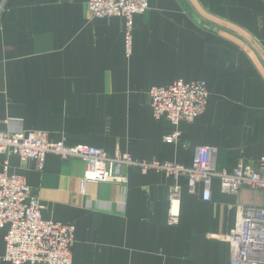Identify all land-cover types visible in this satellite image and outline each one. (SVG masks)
<instances>
[{"label": "crops", "instance_id": "0c3cea01", "mask_svg": "<svg viewBox=\"0 0 264 264\" xmlns=\"http://www.w3.org/2000/svg\"><path fill=\"white\" fill-rule=\"evenodd\" d=\"M3 0H0V4ZM125 19L94 18L88 0H5L0 11V131L42 130L137 159L191 165L200 146L216 148L218 169L257 165L264 155V0H150ZM204 79L206 111L176 126L154 116L149 90ZM0 155V169L6 160ZM42 204L43 217L74 223L72 264H232L227 235L237 206H263L264 191L224 193L218 179L204 200L184 176L127 167L126 183L83 182L85 163L49 154L9 157ZM181 187L180 220L168 222L169 193ZM7 229H0V264ZM29 264V263H24Z\"/></svg>", "mask_w": 264, "mask_h": 264}, {"label": "built area", "instance_id": "2783aa9c", "mask_svg": "<svg viewBox=\"0 0 264 264\" xmlns=\"http://www.w3.org/2000/svg\"><path fill=\"white\" fill-rule=\"evenodd\" d=\"M5 0L0 4L3 9ZM149 0H88L92 17L109 19L122 17L126 20L125 39L130 53L133 44L134 15L145 13ZM154 116L176 126L166 137L168 142L180 140L179 125L193 121L202 115L209 99L208 84L204 80H177L168 85H155L150 91ZM49 154L63 159L81 158L85 163L83 182L126 183L127 167H138L165 172L179 179L187 177V188L204 200L212 197L215 179L222 192L237 194L250 187L264 191V155L257 165L241 162L232 171L218 169L215 164L216 148L200 146L191 165L157 159H137L117 151L110 155L99 146L81 144L67 145L64 141H52L49 135L37 130L0 131V155L7 158L0 169V229H7L6 253L3 259L13 264H72L76 241V226L43 217L42 204L34 194L26 178L10 172L8 158L18 156L22 160H37L40 169ZM181 187L176 182L170 190L171 203L168 222L176 225L180 220ZM234 248L232 264H264V205L237 206L236 226L227 235Z\"/></svg>", "mask_w": 264, "mask_h": 264}, {"label": "rangeland", "instance_id": "374dc122", "mask_svg": "<svg viewBox=\"0 0 264 264\" xmlns=\"http://www.w3.org/2000/svg\"><path fill=\"white\" fill-rule=\"evenodd\" d=\"M149 3H150V0H149ZM150 9V5H149V8H148V10ZM147 10V11H148ZM146 11V12H147ZM145 12V13H146ZM140 14H144V13H140ZM135 16V15H134ZM125 24H126V20H125ZM133 27H134V18H133ZM133 31H134V28H133ZM180 80H183V79H180ZM196 80H204V79H196ZM177 81V80H176ZM183 81H185V80H183ZM204 81H206V80H204ZM175 82V81H174ZM207 82V81H206ZM208 84V83H207ZM155 86V85H154ZM153 87V86H152ZM151 87V88H152ZM150 88V89H151ZM208 89H209V85H208ZM150 91V90H149ZM209 93H210V90H209ZM209 98H210V95H209ZM208 101H209V99H208ZM207 106H208V103H207ZM207 106H206V109H207ZM206 109H205V111H206ZM204 111V112H205ZM154 114V113H153ZM201 116V115H200ZM199 116V117H200ZM197 119V118H196ZM195 119V120H196ZM194 121V120H193ZM37 131H42V130H37ZM42 132H45V133H47L48 135H49V133L47 132V131H42ZM49 138L51 139V137H50V135H49ZM52 141H64L63 139H60V140H54V139H51ZM67 145H71V146H75V145H81V144H86V143H78V144H69V143H67L66 141H64ZM89 145H91V144H89ZM108 153V152H107ZM122 153H124V152H122ZM127 154V153H126ZM129 154V153H128ZM131 155V154H130ZM11 157V156H10ZM195 157H196V155H195ZM194 157V158H195ZM73 158H78V157H73ZM79 159H81V158H79ZM8 160H9V158H8ZM193 161H194V159H193ZM193 163V162H192ZM9 164H10V162H9ZM215 164H216V161H215ZM85 168H86V166H85ZM85 172V171H84ZM22 175V174H21ZM22 176H24V175H22ZM25 177V176H24ZM185 177V176H184ZM83 178H84V174H83ZM186 178V181H187V177H185ZM27 181V180H26ZM186 185H187V182H186ZM73 261H74V258H73Z\"/></svg>", "mask_w": 264, "mask_h": 264}]
</instances>
